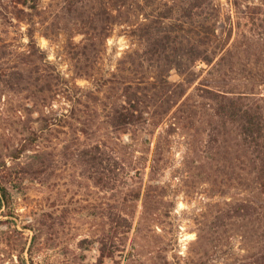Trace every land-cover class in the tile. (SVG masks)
Returning a JSON list of instances; mask_svg holds the SVG:
<instances>
[{"label": "rangeland", "instance_id": "rangeland-1", "mask_svg": "<svg viewBox=\"0 0 264 264\" xmlns=\"http://www.w3.org/2000/svg\"><path fill=\"white\" fill-rule=\"evenodd\" d=\"M218 1L232 40L241 38L219 88L254 86L255 95L264 96V84H253L264 76V0ZM139 3L151 11L146 0H131L125 15L117 11L101 33L92 28L104 22L99 0H0V184L6 187L0 264H97L102 247L108 254L102 264H240L263 248L262 221L232 211V203L250 196L264 211V191L237 125L219 126L214 138L211 111L193 99L177 126L169 117L134 132H116L109 124L105 102H121L123 79L151 70L147 63L122 62L144 49L119 23L143 21ZM253 19L261 26L250 28ZM90 26L96 45L82 54L88 42L82 30ZM49 72L51 80L43 76ZM168 76L183 78L176 69ZM214 80L204 70L190 91L195 95L197 85ZM74 108L71 123L41 132L44 116L71 117ZM96 140L119 156L103 185L77 150ZM155 185L164 200L149 204L142 217L146 192ZM122 215L131 217L132 227ZM104 236L109 244H101Z\"/></svg>", "mask_w": 264, "mask_h": 264}, {"label": "trees", "instance_id": "trees-1", "mask_svg": "<svg viewBox=\"0 0 264 264\" xmlns=\"http://www.w3.org/2000/svg\"><path fill=\"white\" fill-rule=\"evenodd\" d=\"M103 6L100 14L103 24L92 26L93 29H100L101 33L106 31L108 25L115 22L114 17L121 14L126 8H129L131 0H99ZM146 6H141L145 16L143 21L130 22V20H120L119 23L126 24L132 35H137L144 49L140 52L136 49L128 55V59L122 62H129L131 66L136 64L151 69L150 73L145 71L142 76H131L132 78L123 79L122 101L114 104L105 102V116L112 129L116 132H134V127L142 124H155L165 121L167 117L171 119L170 125L177 126L180 120L187 117V108L190 107L191 99L197 101L204 109L210 110L214 121L212 133L216 138L221 129L219 126L228 123L237 125L246 141L247 148L251 153L253 161V170L256 179L264 191V96H257L256 91H229L219 88V78L227 63H234V55L240 37L232 40L233 28L226 30V25L221 18V4L218 0H146ZM117 11L119 12L117 14ZM111 16L113 17L111 19ZM130 19V18H129ZM255 19L252 20V26L260 27ZM88 28L82 30L87 36L88 42H84L82 54H87L96 44L91 39L95 30ZM241 29V28H240ZM90 35V36H89ZM45 57V53L42 52ZM136 54L137 58L134 57ZM138 59V60H137ZM199 63H204L197 69ZM121 67V66H119ZM176 69L182 79L172 81L168 73ZM204 70L215 80L212 83L201 82L197 85V91H190L191 87L199 79ZM45 79L51 80L53 73H43ZM263 83L255 81L253 84ZM51 85V84H50ZM196 91V92H197ZM162 109L160 110V108ZM78 112L74 108L71 117L64 113L58 115H46L45 125L41 132L52 130V124L65 125L71 123V118H76ZM147 115V116H146ZM189 117V115H188ZM57 120V121H54ZM84 131V130H83ZM163 134V133H162ZM162 136V135H160ZM38 137V135H37ZM37 137L34 140L38 139ZM161 139L156 144V154L161 150ZM83 148H77L81 159L91 166V176L96 183H106L107 169L111 168L112 161L118 162V153L106 141L96 140L83 144ZM40 150L36 153L41 156L43 151L42 143L39 142ZM115 154V155H114ZM156 161V158L154 162ZM153 171H157V165H153ZM105 169V170H104ZM138 199L141 197L140 188H135ZM159 186H152L146 192L143 200L142 217L146 215L149 204L161 203L164 200L163 191H159ZM6 187L0 184V204L3 202ZM156 191V192H155ZM263 204L255 197L250 196L243 201L232 203V211L235 215H248L253 220L262 221L259 237L264 244V211ZM157 216V214H156ZM121 218L126 222L127 228L133 226L131 217L122 215ZM117 227V219L112 218V225ZM114 239V237H112ZM121 241V239H120ZM101 244H109L107 237L101 239ZM118 244V240H113ZM100 261L102 264L104 258L108 256L107 248L102 247ZM240 264H264V245L258 253L251 256Z\"/></svg>", "mask_w": 264, "mask_h": 264}]
</instances>
